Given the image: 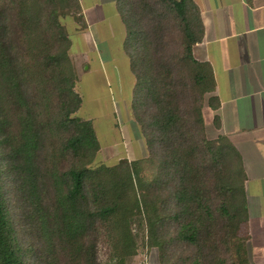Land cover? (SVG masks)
Here are the masks:
<instances>
[{"label":"trees","instance_id":"1","mask_svg":"<svg viewBox=\"0 0 264 264\" xmlns=\"http://www.w3.org/2000/svg\"><path fill=\"white\" fill-rule=\"evenodd\" d=\"M135 83L131 111L147 156L94 165L63 20L79 0H0V264H248L245 173L222 135H206L211 65L193 46V0H116ZM208 106L218 108L216 97ZM214 126L219 127L218 116ZM101 247H104L100 257Z\"/></svg>","mask_w":264,"mask_h":264},{"label":"crops","instance_id":"2","mask_svg":"<svg viewBox=\"0 0 264 264\" xmlns=\"http://www.w3.org/2000/svg\"><path fill=\"white\" fill-rule=\"evenodd\" d=\"M193 1L204 29L193 55L211 65L216 83L202 108L206 135L210 139L225 136L240 154L246 177L243 231L247 262L264 264V0ZM79 3L86 25L69 31V54L78 84L89 77L94 86H112L113 114L118 117L130 105L135 83L123 50L125 26L116 0ZM209 96L216 97L217 109L208 106ZM215 116L218 128L213 123Z\"/></svg>","mask_w":264,"mask_h":264},{"label":"rangeland","instance_id":"3","mask_svg":"<svg viewBox=\"0 0 264 264\" xmlns=\"http://www.w3.org/2000/svg\"><path fill=\"white\" fill-rule=\"evenodd\" d=\"M63 23L72 33L75 26L79 30L71 16L65 18ZM78 89L82 94L83 103L77 115L92 121L101 144V150L94 165H111L121 158L136 160L147 156L145 140L139 132V126L134 121L131 103L127 105L128 107L124 106V109L122 108L119 112L120 115L115 117L112 106L115 104V95L112 86H94L87 77L78 84ZM205 117L206 123H209L207 122L208 115L206 114ZM206 127L210 131L208 124ZM132 140L134 141L130 143ZM101 252L100 257H104V247H101ZM132 264H160L157 249L152 248L137 255Z\"/></svg>","mask_w":264,"mask_h":264}]
</instances>
